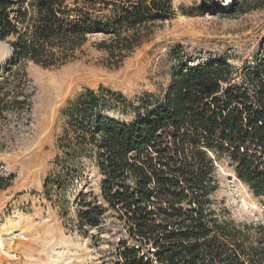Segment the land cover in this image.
Wrapping results in <instances>:
<instances>
[{
	"label": "trees",
	"instance_id": "16d2710c",
	"mask_svg": "<svg viewBox=\"0 0 264 264\" xmlns=\"http://www.w3.org/2000/svg\"><path fill=\"white\" fill-rule=\"evenodd\" d=\"M171 8L172 0H0V42L12 38L10 73L28 62L64 66L95 33L119 65ZM129 110L130 121L110 115ZM64 114L61 171L44 188H64L83 159L95 161L101 199L81 193L78 221L99 228L110 211L124 223L115 264H264V219L237 224L212 207L221 163L264 199V47L251 67L180 62L162 96L135 105L89 91ZM9 186L0 176V192Z\"/></svg>",
	"mask_w": 264,
	"mask_h": 264
},
{
	"label": "rangeland",
	"instance_id": "374dc122",
	"mask_svg": "<svg viewBox=\"0 0 264 264\" xmlns=\"http://www.w3.org/2000/svg\"><path fill=\"white\" fill-rule=\"evenodd\" d=\"M151 23L145 42L119 65L98 48L104 34L95 33L64 66L28 62L10 73L12 55L2 62L1 49L6 55L12 38L0 42V176L10 185L0 192V264H115L119 241L129 237L110 211L99 228L79 225V195L101 199L93 159L81 161L74 182L62 189L52 184L46 193L48 179L61 171L69 102L92 91L137 105L147 95L162 96L180 62L225 60L241 70L253 66L264 47V0H172L170 15ZM110 115L130 121L135 113ZM217 173L216 213L237 224L262 223L264 199L227 163Z\"/></svg>",
	"mask_w": 264,
	"mask_h": 264
},
{
	"label": "bare ground",
	"instance_id": "6f19581e",
	"mask_svg": "<svg viewBox=\"0 0 264 264\" xmlns=\"http://www.w3.org/2000/svg\"><path fill=\"white\" fill-rule=\"evenodd\" d=\"M2 49H3V47H2ZM2 49H1V61L4 62L6 59L11 57V55L13 53V50H12V48H8V53L5 55V54H3V50Z\"/></svg>",
	"mask_w": 264,
	"mask_h": 264
},
{
	"label": "water",
	"instance_id": "95a60500",
	"mask_svg": "<svg viewBox=\"0 0 264 264\" xmlns=\"http://www.w3.org/2000/svg\"><path fill=\"white\" fill-rule=\"evenodd\" d=\"M10 48H12V47H10ZM13 55V54H12Z\"/></svg>",
	"mask_w": 264,
	"mask_h": 264
}]
</instances>
